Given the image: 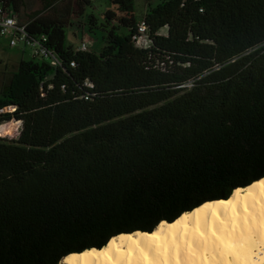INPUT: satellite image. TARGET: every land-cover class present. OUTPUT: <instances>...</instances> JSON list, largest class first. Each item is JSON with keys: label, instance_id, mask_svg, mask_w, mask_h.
Segmentation results:
<instances>
[{"label": "trees", "instance_id": "16d2710c", "mask_svg": "<svg viewBox=\"0 0 264 264\" xmlns=\"http://www.w3.org/2000/svg\"><path fill=\"white\" fill-rule=\"evenodd\" d=\"M38 1L0 0L60 61L22 60L0 94V126L22 123L0 133V264H60L264 178V0Z\"/></svg>", "mask_w": 264, "mask_h": 264}, {"label": "bare ground", "instance_id": "6f19581e", "mask_svg": "<svg viewBox=\"0 0 264 264\" xmlns=\"http://www.w3.org/2000/svg\"><path fill=\"white\" fill-rule=\"evenodd\" d=\"M60 264H264V178L171 225L118 235Z\"/></svg>", "mask_w": 264, "mask_h": 264}, {"label": "rangeland", "instance_id": "374dc122", "mask_svg": "<svg viewBox=\"0 0 264 264\" xmlns=\"http://www.w3.org/2000/svg\"><path fill=\"white\" fill-rule=\"evenodd\" d=\"M148 1L156 2L158 0H135L136 7L139 11L146 8L148 5ZM43 6L38 0H26V6L24 9L25 14H34L36 12L42 11ZM85 23L84 18H75L73 21V26L68 31V44L74 47H79L80 43H87L89 48H93V45L90 42L88 35H85V29L82 30V25ZM72 32H76L79 37V40H74L72 38ZM162 35L167 34V30H162L160 32ZM150 44L145 45L142 48H148ZM26 52L23 54L22 52ZM33 58L32 53L29 49H26L23 45H18L17 47H11L10 41L8 38H3L0 40V94L3 87L9 82L12 75L17 71L19 66V60L24 59L26 61L31 60ZM9 111V110H7ZM5 111V112H7ZM14 131L11 132V138L15 139L18 138L21 130H22V123L17 124L16 121H13L9 124H5L0 126V133H3L2 136L7 135L13 128ZM11 128V129H10ZM7 138V137H6Z\"/></svg>", "mask_w": 264, "mask_h": 264}, {"label": "built area", "instance_id": "2783aa9c", "mask_svg": "<svg viewBox=\"0 0 264 264\" xmlns=\"http://www.w3.org/2000/svg\"><path fill=\"white\" fill-rule=\"evenodd\" d=\"M8 38L11 47L23 45L29 49L33 56L49 61L53 66H60V61L47 46V38H34L28 32V24L21 23L11 12H5L0 6V39ZM137 47L142 48L150 44L148 37V26L145 21L138 25V35L134 37ZM81 51H88L87 43H83ZM89 85V84H87ZM13 111V110H10Z\"/></svg>", "mask_w": 264, "mask_h": 264}, {"label": "crops", "instance_id": "0c3cea01", "mask_svg": "<svg viewBox=\"0 0 264 264\" xmlns=\"http://www.w3.org/2000/svg\"><path fill=\"white\" fill-rule=\"evenodd\" d=\"M1 40V39H0ZM23 54H26V52H22ZM22 60H24V59H20L18 62L20 63Z\"/></svg>", "mask_w": 264, "mask_h": 264}]
</instances>
